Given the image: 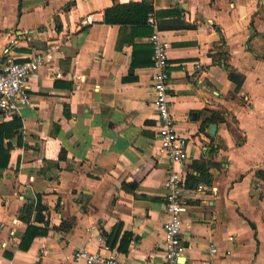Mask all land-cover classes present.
<instances>
[{
  "label": "crops",
  "instance_id": "0c3cea01",
  "mask_svg": "<svg viewBox=\"0 0 264 264\" xmlns=\"http://www.w3.org/2000/svg\"><path fill=\"white\" fill-rule=\"evenodd\" d=\"M131 1L152 4L169 43L170 110L188 136L186 158L174 166L187 185L205 184L182 192L181 264H264V0H0V51L17 60L46 53L28 82L29 102L0 114L8 150L0 264H76L80 247L122 264L162 261L168 162L156 152L153 28L103 19L106 7ZM88 12L93 20L79 27ZM220 50L243 75L238 89ZM13 116L21 125L10 133ZM40 138L45 152L55 139L68 154L45 165ZM37 198L48 228L21 248L28 221L43 224L33 207L26 211ZM62 219L68 227H57ZM116 224L114 243L103 246L98 236L111 239Z\"/></svg>",
  "mask_w": 264,
  "mask_h": 264
},
{
  "label": "built area",
  "instance_id": "2783aa9c",
  "mask_svg": "<svg viewBox=\"0 0 264 264\" xmlns=\"http://www.w3.org/2000/svg\"><path fill=\"white\" fill-rule=\"evenodd\" d=\"M93 20L90 12L82 15L78 20L79 27L86 26ZM147 23L153 30L148 35L152 43L151 77L155 97L159 124L157 139L159 141L156 152L165 157L168 162L166 172L162 179L165 188V212L166 219L163 222L162 237L159 245L162 251L160 264H181L178 258L183 247L182 243V211L186 205L183 190L202 191L205 184L202 181L187 185L185 170L174 166L177 162H183L187 155L188 136L180 133L175 126V118L170 110V98L168 92V41L160 35L159 25L153 10L147 12ZM50 48L47 47L48 51ZM45 51L34 49L28 58L17 60L13 55H6L0 51V114L2 117H10L17 111L18 105L29 102L28 82L34 71L44 62ZM196 66L200 62L195 63ZM56 71L55 75H60ZM80 77V74L76 75ZM98 241L103 246H108L103 235L98 236ZM210 249L216 252L218 247L211 244ZM226 249L224 253H229ZM76 264H122L115 255H103L98 250H89L85 247L76 249L73 255Z\"/></svg>",
  "mask_w": 264,
  "mask_h": 264
},
{
  "label": "trees",
  "instance_id": "16d2710c",
  "mask_svg": "<svg viewBox=\"0 0 264 264\" xmlns=\"http://www.w3.org/2000/svg\"><path fill=\"white\" fill-rule=\"evenodd\" d=\"M152 9H153L152 4L147 1H139V2L131 1L125 3L114 2L112 5L105 8L103 13V19L104 21L119 22V23L137 21L140 23L141 26H143V24L145 25L148 24L146 20L147 12ZM178 24H183V20H181ZM184 25H188V24L185 23ZM149 46L150 45L148 44L147 49L149 48ZM218 55L220 59L224 61V65L228 68V75L236 84L235 89H238L242 84L243 75L240 72L236 71V69L225 60L226 53L224 50H220V52H218ZM9 124H10L9 129L11 133L12 130L15 131L21 125V120L18 116H13ZM48 143L51 147L49 153L45 152L44 150L46 140H44V138L39 139V148H40L39 152L42 158L44 159V161H46L45 165H48L47 162H51V158L59 159L65 157L68 154L67 149L55 139H51L50 142ZM7 162H8V150L7 148L0 146V175L2 174V169H4V167L7 165ZM32 207L35 209V218L43 221V224H41V226H38L28 221L26 228L21 236V240L18 243L19 247L21 248H26L35 234L45 233L48 228V221L47 219L44 218V215L42 213V209L45 206L40 202V198H37L34 205L31 204L27 205L26 211L30 212V208ZM21 217L24 218L25 220H28V215L21 214ZM68 226L69 223L65 221V219H62L60 224L57 225V227H68ZM119 228H120V224H116L111 239L110 237L106 238V242H108L110 245L114 243ZM129 236H130V232L123 233L119 244L120 247L126 248V245L129 240Z\"/></svg>",
  "mask_w": 264,
  "mask_h": 264
},
{
  "label": "water",
  "instance_id": "95a60500",
  "mask_svg": "<svg viewBox=\"0 0 264 264\" xmlns=\"http://www.w3.org/2000/svg\"><path fill=\"white\" fill-rule=\"evenodd\" d=\"M212 128L213 129L215 128V124H212ZM178 258L180 259L181 262H183L185 257L183 255H180Z\"/></svg>",
  "mask_w": 264,
  "mask_h": 264
}]
</instances>
